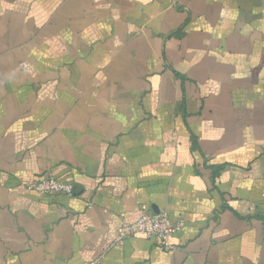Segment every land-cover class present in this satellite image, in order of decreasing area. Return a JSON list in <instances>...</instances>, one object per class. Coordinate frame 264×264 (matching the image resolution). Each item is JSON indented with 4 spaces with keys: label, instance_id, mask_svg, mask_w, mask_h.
<instances>
[{
    "label": "crops",
    "instance_id": "1",
    "mask_svg": "<svg viewBox=\"0 0 264 264\" xmlns=\"http://www.w3.org/2000/svg\"><path fill=\"white\" fill-rule=\"evenodd\" d=\"M0 264H264V0H0Z\"/></svg>",
    "mask_w": 264,
    "mask_h": 264
},
{
    "label": "built area",
    "instance_id": "2",
    "mask_svg": "<svg viewBox=\"0 0 264 264\" xmlns=\"http://www.w3.org/2000/svg\"><path fill=\"white\" fill-rule=\"evenodd\" d=\"M27 189L44 195H74V186L65 184L52 176L25 185ZM182 229V223L171 221L166 213L144 215L137 222L124 223L118 230L117 244H123L136 234H143L149 240H156L163 247L169 246V238Z\"/></svg>",
    "mask_w": 264,
    "mask_h": 264
}]
</instances>
